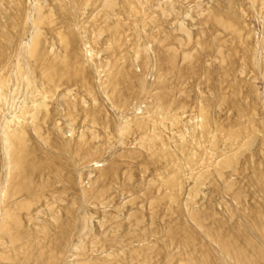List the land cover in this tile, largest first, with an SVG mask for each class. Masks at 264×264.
Listing matches in <instances>:
<instances>
[{"label":"rangeland","instance_id":"rangeland-1","mask_svg":"<svg viewBox=\"0 0 264 264\" xmlns=\"http://www.w3.org/2000/svg\"><path fill=\"white\" fill-rule=\"evenodd\" d=\"M0 264H264V0H0Z\"/></svg>","mask_w":264,"mask_h":264}]
</instances>
